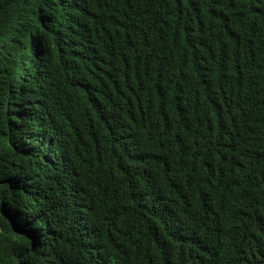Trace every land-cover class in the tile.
Here are the masks:
<instances>
[{
  "label": "trees",
  "instance_id": "trees-1",
  "mask_svg": "<svg viewBox=\"0 0 264 264\" xmlns=\"http://www.w3.org/2000/svg\"><path fill=\"white\" fill-rule=\"evenodd\" d=\"M0 264H264V0H0Z\"/></svg>",
  "mask_w": 264,
  "mask_h": 264
}]
</instances>
